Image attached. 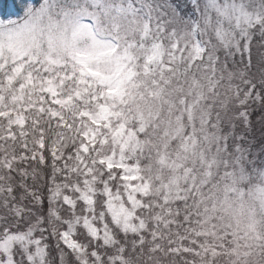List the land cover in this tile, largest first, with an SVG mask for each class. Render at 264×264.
I'll return each instance as SVG.
<instances>
[{
    "label": "snow or ice",
    "instance_id": "1",
    "mask_svg": "<svg viewBox=\"0 0 264 264\" xmlns=\"http://www.w3.org/2000/svg\"><path fill=\"white\" fill-rule=\"evenodd\" d=\"M165 119L245 161L259 126L264 160V0H0V264L159 257L136 182Z\"/></svg>",
    "mask_w": 264,
    "mask_h": 264
},
{
    "label": "rangeland",
    "instance_id": "2",
    "mask_svg": "<svg viewBox=\"0 0 264 264\" xmlns=\"http://www.w3.org/2000/svg\"><path fill=\"white\" fill-rule=\"evenodd\" d=\"M138 175L140 215L159 236L161 254L186 255L187 264H264V168L249 171L190 120L165 119Z\"/></svg>",
    "mask_w": 264,
    "mask_h": 264
},
{
    "label": "trees",
    "instance_id": "3",
    "mask_svg": "<svg viewBox=\"0 0 264 264\" xmlns=\"http://www.w3.org/2000/svg\"><path fill=\"white\" fill-rule=\"evenodd\" d=\"M260 132H259V126H257L256 129V135L255 137H253L252 134H244V130L241 129L240 130V135L237 137V139L240 141V146L242 148V151L245 153V155L247 156V161H244V163L254 169H257V167H255V165H260V164H264V160H261L259 153H260V149L259 148H255L252 147V145H254L256 143V140H258L260 138ZM147 158L150 160V156H147ZM148 160V161H149ZM146 161V160H144ZM143 167L144 164L142 163ZM162 255H166L169 256V253L166 252V254H161L159 256V258H162ZM170 258H175V259H179L180 262L179 264H187V261L182 260L183 258L186 259V255L185 256H179L175 253V255L169 256ZM150 260V259H147ZM152 262L154 260V256H152L151 258ZM164 260V259H162ZM147 263L149 264V261H147ZM141 264H146V262L143 260L141 262Z\"/></svg>",
    "mask_w": 264,
    "mask_h": 264
}]
</instances>
